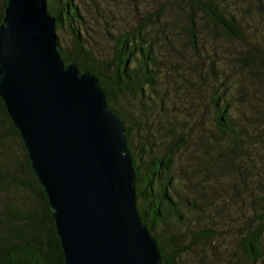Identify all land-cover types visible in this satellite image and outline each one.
<instances>
[{
	"label": "rangeland",
	"instance_id": "374dc122",
	"mask_svg": "<svg viewBox=\"0 0 264 264\" xmlns=\"http://www.w3.org/2000/svg\"><path fill=\"white\" fill-rule=\"evenodd\" d=\"M218 1L223 14L237 19L240 37L226 40L218 27L199 14L197 44L193 46L186 30L188 0H73L83 18L75 29L80 30L95 59L89 60V65L113 60L114 36L135 29L146 17L152 19L143 32L154 45L159 77L153 89L147 88L142 103L131 99L137 105L130 117L134 123L131 139L143 164L149 158L141 145H150L156 154L164 151L168 142L184 140L173 159L172 183L179 198L196 203L201 214L196 210L188 227L169 224L158 228L166 234L188 233L184 247L190 251L176 264H252L239 242L252 216L254 200L264 202V126L250 127L249 121L254 118L256 123H264V0ZM57 36L62 48L72 52L68 24L57 30ZM249 54H256L257 62L242 66L241 59ZM217 87L225 93L221 104L228 102L235 125L246 135L240 143L241 152L235 155L230 151L235 138L225 141L215 127L213 101L222 95L215 92ZM3 133L2 128L0 135ZM5 139L12 161L19 164L22 151L15 141ZM237 168L243 171L241 178ZM3 200L0 196V202ZM210 225L215 231L209 238L212 245L193 241L192 236L204 234Z\"/></svg>",
	"mask_w": 264,
	"mask_h": 264
},
{
	"label": "water",
	"instance_id": "95a60500",
	"mask_svg": "<svg viewBox=\"0 0 264 264\" xmlns=\"http://www.w3.org/2000/svg\"><path fill=\"white\" fill-rule=\"evenodd\" d=\"M44 0H6L0 99L52 211L65 264H162L137 209L126 130L99 79L66 66Z\"/></svg>",
	"mask_w": 264,
	"mask_h": 264
},
{
	"label": "trees",
	"instance_id": "16d2710c",
	"mask_svg": "<svg viewBox=\"0 0 264 264\" xmlns=\"http://www.w3.org/2000/svg\"><path fill=\"white\" fill-rule=\"evenodd\" d=\"M55 1L58 7H55L51 0H44L47 14L55 18V34L57 30L68 24L74 45L73 51L69 52L62 48L58 40L61 58L66 66L76 63L81 72H90L99 79V85L106 92L107 105L121 120L126 130L128 149L135 170L137 209L142 222L156 239L162 264H176L190 251V248L184 247L189 240L188 233L166 234L165 229L159 232L158 228L169 224V226L187 224L188 227L193 223L196 210L201 214V208L196 203L179 198L172 183L173 159L180 151L184 140L176 138L167 143L164 151L156 154L153 153L150 145L148 148L145 147L146 144L141 145L140 150L149 158L148 162L143 164L131 139L134 123L130 117H133L134 106H137L136 102H131V99L140 100L142 103L141 99L146 97L147 88L153 89L159 77L154 45L147 40L146 33L143 32V27L149 25L152 19L146 17L137 23L135 29L114 36L113 60H103L97 65L95 62L89 65L87 62L92 61L94 55L88 51L80 30L75 29L76 22L83 19L78 5L74 4L73 0ZM218 2V0H188V9L185 11L189 23L186 30L190 34L193 46L197 44L196 17L199 14L207 17L218 27L226 40L240 37L237 19L223 14L222 6H219ZM5 5L6 0H2L0 24ZM154 21H159V17ZM257 58L256 54H249L241 59L242 66L249 67L253 61L257 62ZM215 92L222 94L213 101L215 127L225 141L235 138V146L230 148L231 153L235 155L241 152L243 144L240 143L246 135H242L244 134L242 129L235 125L228 102L224 101V104H221L225 99L224 89L217 87ZM249 121L252 123L250 127L264 126V123H256L258 120L254 118ZM2 128L5 129V133L0 135V196L4 198L0 202V264H65L52 211L31 169L18 133L0 99V129ZM7 137L15 141L22 151L23 160L19 164L11 159L12 151L5 145ZM223 138L220 142H223ZM216 142L219 143V140ZM214 143L211 147H214ZM223 150L228 148L224 147ZM237 175L240 178L243 175V171L240 172L239 168ZM243 190L245 193L248 191L246 182ZM253 205L254 210L239 242V248L252 264H264V202L255 199ZM201 218L204 220L202 215ZM214 233L211 227L205 230L204 234L195 238L192 236V239L197 244L212 245L209 238L213 237Z\"/></svg>",
	"mask_w": 264,
	"mask_h": 264
}]
</instances>
